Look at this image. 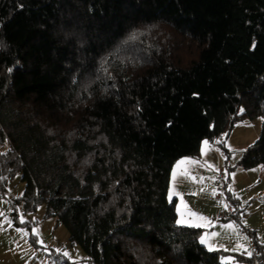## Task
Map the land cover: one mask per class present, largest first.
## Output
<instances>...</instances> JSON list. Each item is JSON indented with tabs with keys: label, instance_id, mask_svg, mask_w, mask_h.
Returning <instances> with one entry per match:
<instances>
[{
	"label": "trees",
	"instance_id": "1",
	"mask_svg": "<svg viewBox=\"0 0 264 264\" xmlns=\"http://www.w3.org/2000/svg\"><path fill=\"white\" fill-rule=\"evenodd\" d=\"M257 116L245 169L264 166V0H0V188L20 175L90 264H264L257 239L210 250L169 193L178 159Z\"/></svg>",
	"mask_w": 264,
	"mask_h": 264
},
{
	"label": "rangeland",
	"instance_id": "2",
	"mask_svg": "<svg viewBox=\"0 0 264 264\" xmlns=\"http://www.w3.org/2000/svg\"><path fill=\"white\" fill-rule=\"evenodd\" d=\"M262 124V116L245 118L237 121L233 129L224 136L223 140L228 148L231 149L227 141L237 145V151L230 153L232 156L230 164H226V155L211 152L209 161L206 162L208 170L203 168L205 161H201L200 164L197 162L198 165L195 164L196 166L192 168L195 178L201 180L205 176L203 178L205 181L200 183V187H205L209 192V198L205 191L201 190L194 199H190L189 183L192 180L189 177L190 160L189 158L181 160L176 165L170 197H173V194L179 196L178 212L182 218H189V201L201 210L209 208L205 215L194 212L197 219L195 222L206 226L201 232L200 239L205 238V244L209 249L245 251L251 255L249 248L238 249L234 242L240 238L248 243L250 239L256 238L264 251V166L245 169L239 164L242 150H246L259 138ZM201 168L204 169L203 172H200ZM220 168L227 176L224 191H228L236 198L242 210L243 217L240 222L235 218L220 217L221 210L226 205L224 200L227 195L226 192L224 197L217 198L218 189L214 180ZM24 187L20 175H17L10 179L4 188H0V264H90L85 251L70 239L65 225L55 216L46 215L45 204L39 205L35 210L25 208L22 199ZM201 216L203 219H200ZM243 228L247 229V235H243ZM223 260L227 264H249L236 259L230 253L225 254Z\"/></svg>",
	"mask_w": 264,
	"mask_h": 264
},
{
	"label": "crops",
	"instance_id": "3",
	"mask_svg": "<svg viewBox=\"0 0 264 264\" xmlns=\"http://www.w3.org/2000/svg\"><path fill=\"white\" fill-rule=\"evenodd\" d=\"M209 142V144L207 143V144H203L202 145V148H201V155L199 156V157H197V158H194V157H184V158H181V159H178L175 163H174V165H173V169H172V174H171V182H170V188H169V193L171 192V190H172V185H173V175H174V171H175V168H176V165L181 161V160H185V159H188L189 158V160H190V162H189V165L191 166V169L189 170V175H191V176H189V177H191V183H189V197H190V199H194L195 198V195L196 194H199L200 193V191L201 190H204L205 191V194L207 195V197L209 198V192L208 191H206L205 190V187L204 186H202V187H200V183H204V181H205V179L203 180V178L205 177V176H203V178L200 180V179H197V178H195L194 177V175H193V170H192V168L194 167V166H196V165H198L197 164V162L200 164V162L202 161V162H204L205 161V163H204V167L203 168H205V170H208V164H206V162H208L209 160V155L211 154V152H215L214 154H218V155H226L227 157H226V163H231L230 162V158H232V156L230 155V153L231 152H235V151H237L236 150V147H237V145H234L232 142H230V141H227L228 142V145L231 147V149L230 148H228L227 147V144L224 142V140L222 141V144H217V143H211L210 141H208ZM212 144H214V145H212ZM243 144H244V142L243 143H241V146H243ZM215 145H219V146H221L223 149H225L226 151H227V153H222L221 151H220V148H217V147H215ZM223 145V146H222ZM227 148H226V147ZM212 147H214V150H216V151H212ZM234 150V151H233ZM244 152V150H242V153ZM211 156V155H210ZM214 156V155H213ZM241 156H242V154L239 156V158H241ZM212 158V157H211ZM196 164V165H195ZM226 165V164H225ZM207 168V169H206ZM204 171V169H202L201 168V171L200 172H203ZM214 183H215V180H214ZM174 196L173 197H176V200H177V212H178V203H179V196L177 195V194H173ZM221 200V199H220ZM225 202H226V200H224ZM225 204V203H224ZM227 206V204L224 206V208ZM222 207H223V205H222ZM220 208V207H219ZM223 208V209H224ZM222 209V210H223ZM208 210H209V208H208ZM208 210H205L206 212H208ZM221 210V211H222ZM204 210H201V209H199L196 205H194V204H192L190 201H189V218H187V217H184V218H182V217H180L179 216V212H178V220L179 221H181L180 223L181 224H183V225H189V226H201V227H203V228H206V226H204L203 224H201V223H196L195 221H197V219L194 217V212H196V213H201V215H205V214H207L206 212H205ZM210 216V215H209ZM207 217V216H206ZM217 218V217H216ZM200 219H203V216H201V218ZM199 219V220H200ZM205 221H206V219H205ZM243 232V231H242ZM244 234L243 235H247L246 234V232H243ZM254 238V237H253ZM254 239H256V238H254ZM251 240V239H250ZM249 242V241H248ZM235 245L237 246V248L238 249H240V248H242V247H246V248H249L248 247V243H246V240L245 239H240V238H238L237 240H235ZM250 250V249H249Z\"/></svg>",
	"mask_w": 264,
	"mask_h": 264
},
{
	"label": "built area",
	"instance_id": "4",
	"mask_svg": "<svg viewBox=\"0 0 264 264\" xmlns=\"http://www.w3.org/2000/svg\"><path fill=\"white\" fill-rule=\"evenodd\" d=\"M214 143L222 144V142L219 138L215 139ZM220 151L222 153L225 152V150L222 147L220 148ZM225 178H226V172L222 168H220L218 170L216 178H215V185L218 189L217 198L223 197V187H224V183H225ZM236 212H237L236 211V205L233 203L229 204L227 202V206L221 211L220 217L222 219H230V218H233L234 215H236ZM242 231L246 232L247 229L243 228ZM248 247L251 250V252H253L255 255L258 254L257 247H256L253 240H249ZM255 264H260V261H256Z\"/></svg>",
	"mask_w": 264,
	"mask_h": 264
},
{
	"label": "snow or ice",
	"instance_id": "5",
	"mask_svg": "<svg viewBox=\"0 0 264 264\" xmlns=\"http://www.w3.org/2000/svg\"><path fill=\"white\" fill-rule=\"evenodd\" d=\"M205 144H207L208 142L207 141H205L204 142ZM194 215V214H193ZM23 222V221H22ZM181 221H177V223H180ZM198 226V225H197ZM231 227V226H230ZM206 242V240H205V238H202L201 239V243H205ZM210 250H212L211 248H210Z\"/></svg>",
	"mask_w": 264,
	"mask_h": 264
}]
</instances>
